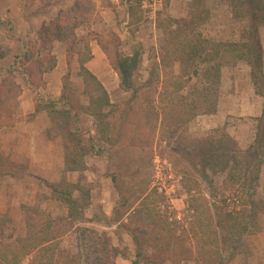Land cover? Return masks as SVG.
I'll return each instance as SVG.
<instances>
[{
  "label": "rangeland",
  "instance_id": "1",
  "mask_svg": "<svg viewBox=\"0 0 264 264\" xmlns=\"http://www.w3.org/2000/svg\"><path fill=\"white\" fill-rule=\"evenodd\" d=\"M52 1L55 4L51 5ZM76 1L0 0V52L4 54L0 82L13 56L24 44L37 40L42 24ZM92 1L95 9L76 30L77 41L56 42L53 53L56 68L63 73L60 96L66 77L70 84L66 95L77 115V119L70 118V129L79 130L84 148L90 137L99 141L108 158L93 157L85 150V170L65 172L66 129L45 111L30 119L34 93L18 78L21 97L17 122L0 129V162L8 164L17 183L22 180V189L15 187L14 179H6L10 204H0V264H132L135 247L124 225L161 239L173 226H194L203 242L210 238L207 235L215 223L214 212L220 213L232 195H240L238 182L249 160L241 154L237 164L233 161L230 168L221 166L212 172L204 162L203 142L210 145V139L221 141L224 135L230 137L235 132L246 141L254 138L258 123L250 116L255 105L248 98L246 83L250 66L228 55L220 79L210 72L208 64H200L194 75L199 61L182 63L177 59L175 43L167 32L171 20L189 19L196 13L197 32L204 38L215 44L238 43L245 41L247 21L233 16L228 0H203L200 5L193 0H130L136 8L134 17L128 15L121 0ZM25 34L29 39L22 43ZM83 39L89 40L92 58L95 47L104 54V64L91 69V59L86 67L108 92L111 108L100 107V91L81 76L78 54L87 55ZM262 40L264 43V37ZM134 48L141 53L133 74L136 93L120 88L112 66L121 56L131 55ZM98 69H103V75H96L94 70ZM49 73L41 78L40 93L53 99L58 90L53 81L47 86L44 76ZM91 102L93 113L88 114L83 108ZM100 112L111 127L106 137L99 133V119L94 115ZM234 169L238 179L231 177ZM64 182L80 185L82 189L74 194L76 200L82 202L89 195L91 206L83 216L68 219V207L56 199L54 190L63 191ZM261 187L264 202V174ZM27 190L36 192L31 202L27 198L33 194ZM165 217H173V226ZM29 230L36 238L53 241L40 249H34V242L21 243ZM214 243L213 236L208 248L214 249ZM222 253L226 260L232 255L229 249ZM151 254L148 247L146 258ZM197 260L199 255L196 262L181 264H205ZM228 264H264V216H259L245 247Z\"/></svg>",
  "mask_w": 264,
  "mask_h": 264
},
{
  "label": "trees",
  "instance_id": "2",
  "mask_svg": "<svg viewBox=\"0 0 264 264\" xmlns=\"http://www.w3.org/2000/svg\"><path fill=\"white\" fill-rule=\"evenodd\" d=\"M130 0H121L122 5H126L127 13L130 17L136 15V8L129 3ZM203 0H193L200 5ZM235 18L246 20L248 23V31L245 41L238 43H211L204 36L197 32L199 28L198 14H193L189 19L171 20L172 25L167 32L171 40L175 43V55L178 56L182 63L185 61L196 62L194 75L198 74L200 64L210 65V72L216 73V79L221 78V68L225 58L230 55L236 60L244 61L250 66V77L255 88L256 94L264 101V48L262 45L261 28L264 27V0H228ZM95 9L92 0H79L68 9L61 10L48 23H43L35 42L24 44L21 51L13 56L12 62L8 66L3 80L0 82V129L12 126L17 122L16 112L20 106L19 99L21 97V86L18 78L29 87L34 93V112L30 114L33 119L40 111H45L51 119L56 122L60 121V125L66 132L64 133V149H65V172H74L85 170L83 163V152L93 157L108 158L107 151L101 146L99 141L90 137V143L84 148L83 137L79 130L70 129V118L77 119V115L73 114L67 93L70 91V84L65 77L63 79V93L60 98L47 99L40 93L41 78L44 74L53 71L56 64V56L53 53L54 44L56 42L69 44L77 41L76 30L83 25L88 13ZM12 26V25H10ZM14 37V36H13ZM86 43L87 55L80 52L79 66L81 76L87 81L93 82L101 93L100 107L111 108L112 104L109 99L108 92L99 82L97 77L89 71L86 64L92 59L89 49V40L83 39ZM104 53L108 55L106 50ZM70 51L68 56H70ZM140 51L133 49L131 55H123L116 62L112 63L113 69L117 72L120 79V88L125 92L136 93V87L133 82V74L140 64ZM4 54L0 52V59ZM37 78V80H36ZM93 103L89 107L83 109L88 113H93ZM99 119L98 131L106 137L111 133L110 124L105 121L103 112L94 113ZM76 122V120H74ZM257 130L254 145L250 146L246 151L240 149L237 143L224 135L221 141L210 139V145L204 143V162L207 170L212 172L217 167L224 169L230 168V163L234 161L238 163L239 156L243 154L249 160L244 168V174L238 182L240 195H232L228 202H224L221 212H214V226L211 230L210 238L201 241L199 232L194 230V226L185 229L180 226H173L171 223L173 217L167 218V224L173 226L170 234L165 238H158L156 235L144 234L140 228H131L124 225L132 238L135 247V253L132 264H164L170 261L173 264H181L184 261H195L199 255L200 260L205 264H227L238 256L244 248V240L249 235L250 229L256 227L260 213H264V202L258 198V189L261 170L263 167L264 155V106L261 117L257 120ZM227 142V144H226ZM216 144H219L218 146ZM233 145L234 148H229ZM223 149V151H221ZM226 150H229L227 152ZM204 172L205 177L206 171ZM231 170V177L238 179L236 174ZM6 176H16L14 172L9 170L8 164L0 162V181ZM66 181V180H64ZM64 190L55 189V197L58 201L64 203L69 210L68 219L77 216H83V213L91 204L89 203V195H85L84 200L78 201L74 198L76 191L82 188L78 184H68L64 182ZM84 202V203H83ZM77 215V216H75ZM175 224H179L176 220ZM193 233L194 237L191 236ZM214 236L215 247H209V241ZM53 240L36 238L32 235V230L21 243L34 242V249L47 247ZM152 249V254L146 258V249ZM230 250L232 255L226 260L223 257V251ZM117 255H122L120 252ZM124 256V255H123ZM214 259V260H213ZM213 260V261H212Z\"/></svg>",
  "mask_w": 264,
  "mask_h": 264
},
{
  "label": "crops",
  "instance_id": "3",
  "mask_svg": "<svg viewBox=\"0 0 264 264\" xmlns=\"http://www.w3.org/2000/svg\"><path fill=\"white\" fill-rule=\"evenodd\" d=\"M55 4V1H52L51 2V5ZM50 8V7H49ZM44 9V8H43ZM60 11V9L57 11V13ZM57 13H55V15H57ZM54 17V16H53ZM51 19V17H50ZM261 35H262V39L264 37V31H261ZM24 38L26 39H29L27 37V35L25 34L24 37H22V43H24ZM30 38H31V35H30ZM262 45H263V48H264V43H263V40H262ZM93 51V58L92 60L89 62V68H95V64H104V54L102 53V51L100 50V48L98 47H95L92 49ZM103 69H98V70H94V72L96 73L97 76H100V75H103ZM63 76V73H60L58 72V67L55 68L53 71H51V73L47 74V76H44V79L45 81L47 82V86H50L51 85V82L53 81L57 87V96L59 97L60 96V89H61V78ZM47 77V78H46ZM247 80H246V83H247V87L249 88L248 89V98L251 99V101L254 103L255 107H253V109L251 110V113H250V116L254 118V123H258V119L261 117L262 113H263V106H264V101L261 97H259L256 92H255V88L253 86V83H252V80H251V77L250 75H248L247 77ZM41 90V89H40ZM57 96L53 99H56ZM256 130H257V126H255V130H254V138L252 139H247L244 140L242 139V136L240 135V133L238 132H235L234 135L230 136L236 143L237 145L240 147L241 150H245L246 147H250L252 145H254L255 143V136H256ZM45 145H47V143L45 142ZM247 148V149H248ZM4 153V152H3ZM2 153V154H3ZM34 174V173H33ZM263 174H264V166L262 167V170H261V175H260V181H259V189H258V198L260 199L261 195L259 194V191L262 189V185H263ZM35 175H38V174H35ZM16 176L12 177V176H6V177H3L0 181V204H10V202L8 201V199L6 198V196H8L6 194V189L4 188V185L5 183H7L6 179H14ZM9 179V180H10ZM6 181V182H4ZM11 181V180H10ZM16 184L15 187L17 189H22L20 186H21V183H22V180H19L18 183L16 182V180L14 179V181H12ZM18 186V187H17ZM14 188V189H16ZM15 191V190H13ZM21 192V190H20ZM27 192H30L31 194H33V196L31 198H27V201L31 202L32 201V198L35 199V196H36V192H32L31 190H27ZM9 198V197H8ZM261 200V199H260ZM3 212V211H1ZM260 217L264 216V213H260L259 214ZM259 218V217H258ZM258 222V220H257ZM247 238V237H246ZM245 238V239H246ZM244 247H245V240H244ZM237 257V256H236ZM235 257V258H236ZM234 258V259H235ZM233 259V260H234ZM228 264V263H227Z\"/></svg>",
  "mask_w": 264,
  "mask_h": 264
}]
</instances>
